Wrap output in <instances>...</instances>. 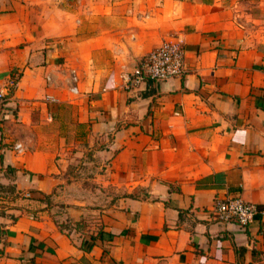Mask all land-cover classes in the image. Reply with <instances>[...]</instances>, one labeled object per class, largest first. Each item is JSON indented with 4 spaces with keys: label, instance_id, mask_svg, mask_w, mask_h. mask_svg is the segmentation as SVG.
<instances>
[{
    "label": "crops",
    "instance_id": "0c3cea01",
    "mask_svg": "<svg viewBox=\"0 0 264 264\" xmlns=\"http://www.w3.org/2000/svg\"><path fill=\"white\" fill-rule=\"evenodd\" d=\"M164 42L183 76L127 87ZM14 74L0 264H264V0H0ZM230 198L249 226L218 219Z\"/></svg>",
    "mask_w": 264,
    "mask_h": 264
},
{
    "label": "built area",
    "instance_id": "2783aa9c",
    "mask_svg": "<svg viewBox=\"0 0 264 264\" xmlns=\"http://www.w3.org/2000/svg\"><path fill=\"white\" fill-rule=\"evenodd\" d=\"M184 50L179 42H164L151 50L142 62L135 66L128 74L126 86L138 87L148 81H165L183 76ZM19 76L9 77L0 89V102L11 99L17 85ZM79 78L76 71L69 72V91L78 94ZM21 145H15L20 151ZM214 211L220 221L235 222L245 228L260 213L256 204L244 201L241 198L218 199L214 204Z\"/></svg>",
    "mask_w": 264,
    "mask_h": 264
},
{
    "label": "trees",
    "instance_id": "16d2710c",
    "mask_svg": "<svg viewBox=\"0 0 264 264\" xmlns=\"http://www.w3.org/2000/svg\"><path fill=\"white\" fill-rule=\"evenodd\" d=\"M59 227L63 229V228L66 227V225H64V224H59Z\"/></svg>",
    "mask_w": 264,
    "mask_h": 264
}]
</instances>
